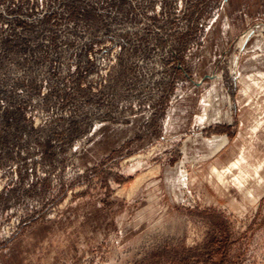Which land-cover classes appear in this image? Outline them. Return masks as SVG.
<instances>
[{
	"label": "rangeland",
	"instance_id": "1",
	"mask_svg": "<svg viewBox=\"0 0 264 264\" xmlns=\"http://www.w3.org/2000/svg\"><path fill=\"white\" fill-rule=\"evenodd\" d=\"M0 264H264V0H0Z\"/></svg>",
	"mask_w": 264,
	"mask_h": 264
}]
</instances>
